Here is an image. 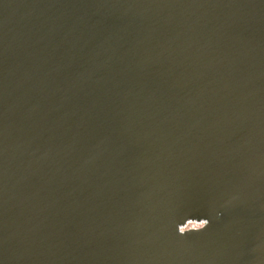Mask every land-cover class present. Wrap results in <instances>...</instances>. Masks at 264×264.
<instances>
[{
	"label": "water",
	"instance_id": "obj_1",
	"mask_svg": "<svg viewBox=\"0 0 264 264\" xmlns=\"http://www.w3.org/2000/svg\"><path fill=\"white\" fill-rule=\"evenodd\" d=\"M0 264H264V0H0Z\"/></svg>",
	"mask_w": 264,
	"mask_h": 264
},
{
	"label": "rangeland",
	"instance_id": "obj_2",
	"mask_svg": "<svg viewBox=\"0 0 264 264\" xmlns=\"http://www.w3.org/2000/svg\"><path fill=\"white\" fill-rule=\"evenodd\" d=\"M199 225H200V224H197V223H195V224H194V223H193V224L191 223V224L187 225L186 228H190V227H198Z\"/></svg>",
	"mask_w": 264,
	"mask_h": 264
},
{
	"label": "bare ground",
	"instance_id": "obj_3",
	"mask_svg": "<svg viewBox=\"0 0 264 264\" xmlns=\"http://www.w3.org/2000/svg\"><path fill=\"white\" fill-rule=\"evenodd\" d=\"M191 223H192V224H193V223H194V224H195V223L200 224V223L195 222V221H189V222L187 223V225H189V224H191Z\"/></svg>",
	"mask_w": 264,
	"mask_h": 264
},
{
	"label": "built area",
	"instance_id": "obj_4",
	"mask_svg": "<svg viewBox=\"0 0 264 264\" xmlns=\"http://www.w3.org/2000/svg\"><path fill=\"white\" fill-rule=\"evenodd\" d=\"M184 229H186V227H182V228H180V231H183Z\"/></svg>",
	"mask_w": 264,
	"mask_h": 264
}]
</instances>
